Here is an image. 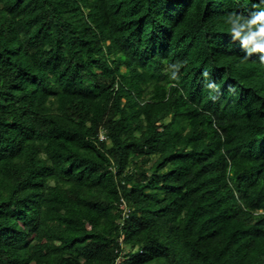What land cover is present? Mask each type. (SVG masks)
Returning <instances> with one entry per match:
<instances>
[{
    "label": "trees",
    "instance_id": "trees-1",
    "mask_svg": "<svg viewBox=\"0 0 264 264\" xmlns=\"http://www.w3.org/2000/svg\"><path fill=\"white\" fill-rule=\"evenodd\" d=\"M258 4L0 0V264H264Z\"/></svg>",
    "mask_w": 264,
    "mask_h": 264
},
{
    "label": "clouds",
    "instance_id": "clouds-1",
    "mask_svg": "<svg viewBox=\"0 0 264 264\" xmlns=\"http://www.w3.org/2000/svg\"><path fill=\"white\" fill-rule=\"evenodd\" d=\"M254 7L257 10L248 15L236 11L228 13L224 23L227 25L229 39L238 44L243 52L242 59L255 57L264 64V0H259V4ZM208 87L214 88L215 85L209 83Z\"/></svg>",
    "mask_w": 264,
    "mask_h": 264
},
{
    "label": "built area",
    "instance_id": "built-area-1",
    "mask_svg": "<svg viewBox=\"0 0 264 264\" xmlns=\"http://www.w3.org/2000/svg\"><path fill=\"white\" fill-rule=\"evenodd\" d=\"M100 139L102 141L106 140V136L104 133H101ZM120 208L122 210L123 219L127 218L130 213V209L128 208L127 203L124 200H121Z\"/></svg>",
    "mask_w": 264,
    "mask_h": 264
}]
</instances>
